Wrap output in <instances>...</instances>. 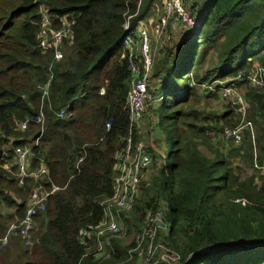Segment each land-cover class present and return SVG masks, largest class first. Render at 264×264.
I'll return each instance as SVG.
<instances>
[{"label": "trees", "instance_id": "16d2710c", "mask_svg": "<svg viewBox=\"0 0 264 264\" xmlns=\"http://www.w3.org/2000/svg\"><path fill=\"white\" fill-rule=\"evenodd\" d=\"M160 1L142 0L139 17L149 16L154 3ZM38 2L49 6L50 14L57 18L55 26H59V18L75 20L72 39L63 43L64 58L59 62L54 61L53 50L39 47L42 17ZM139 2L0 0V150L4 151L0 156V237L11 220L25 215L36 189L31 180L19 185L14 159L15 149L31 144L42 126L31 122L22 132L19 124L35 118L42 107L44 135L35 149L33 166L47 163L50 182L44 184L59 187L48 201L46 214L36 219L41 244L30 254L23 239L15 237L9 246L0 247V261L16 252V264L137 262L129 257L135 240L124 246L114 238L110 258L100 257L96 243L81 238L80 231L102 220L100 202L113 194L115 154L130 132L127 95L132 77L129 55H123V24L126 11L135 13ZM198 13L203 17L199 32L189 37L190 27L182 23L174 38L176 44L170 43L150 75L154 97L161 96L163 86L172 87L163 93L162 104L149 109L158 120V132L161 121L156 110H166L169 165L161 156L163 151L158 153L161 146L135 130V141L150 143L155 162L150 177L141 183L135 209L126 213L127 234L140 233L147 213L161 208L170 224L166 243L181 255V264H264V180L242 178L231 162L241 157L250 167L264 165V91L248 86L246 80L241 82L256 144L247 131L239 145L233 141L217 144L219 150L213 158L203 154L198 138H207V130L221 133L225 127L238 125L236 109L233 106L234 110L208 122L198 106L203 99H220L218 93L189 84L184 97L175 98L176 86L190 64V80L193 74L198 84L236 77L255 63L264 67V0H202ZM209 53L214 59L204 68ZM47 82L49 96L42 102V87ZM68 106L73 114L60 119L58 113ZM4 208L14 213L5 216ZM213 247L214 251L200 253Z\"/></svg>", "mask_w": 264, "mask_h": 264}, {"label": "built area", "instance_id": "2783aa9c", "mask_svg": "<svg viewBox=\"0 0 264 264\" xmlns=\"http://www.w3.org/2000/svg\"><path fill=\"white\" fill-rule=\"evenodd\" d=\"M41 1V0H39ZM141 1L135 13L129 10L125 13L123 30L125 35L122 41L123 55H129L130 72L132 77L131 88L127 95V106L130 112V132L123 146L117 150L115 158L117 175L113 183V194L111 197L100 202L104 216L95 227L80 231V237L99 243L98 252L110 246L111 240L126 234L127 223L126 213L136 207L141 183L144 175L150 172L155 158L146 140L135 141L134 131L144 121L145 115L151 107L162 104L164 97H154L150 93V73L152 69L151 43L149 27L153 30L156 38H163L169 24L175 25L185 22L192 33L199 32L203 17H199L198 10L202 0H161L154 3L152 13L144 18L139 17ZM37 3V2H36ZM39 3L42 23L39 29V47L44 51L53 50L54 61L59 62L64 58L63 43L70 41L73 36L74 19L67 17L59 18V26H55L57 18L50 14L49 6ZM162 36V37H161ZM246 80L247 85L264 91V67L255 63L247 71H241L236 77H229L225 80H214L211 83L193 82V87L200 91L222 94L229 99L240 116V121L235 127H225L222 137L227 141L241 143L245 129H249L254 135L253 122L248 120L247 114L250 108L246 99V90L241 82ZM50 82L43 87L42 102L49 96ZM101 93L104 89L100 90ZM70 107L63 108L59 113L60 119H67L71 116ZM43 107L40 113L33 119H27L20 123L18 128L24 132L28 130L30 123L41 124V131L36 138L23 147L15 149L14 164L18 172L19 185L23 186L28 180L36 184V189L30 195L25 215L17 217L7 227L5 234L0 237V247L9 246L15 237H21L25 246L32 247L36 242V219L46 214L48 201L51 195L59 189L58 186L46 187L44 183L50 182V171L47 163L41 162L38 167L33 166V159L36 157L35 149L39 146L44 135L43 125L45 124ZM110 124L107 125L109 128ZM83 158L80 159L82 161ZM147 220L142 231L137 235L135 246L129 251L130 259H133L140 246H152L157 244L160 253L157 260L147 259V264H181V255L166 243L170 233V224L166 221L164 211L159 208L155 212L147 213ZM163 239L165 244L160 242ZM207 250V249H206ZM206 250H202L204 252ZM151 254V253H150ZM106 255V254H103Z\"/></svg>", "mask_w": 264, "mask_h": 264}, {"label": "rangeland", "instance_id": "374dc122", "mask_svg": "<svg viewBox=\"0 0 264 264\" xmlns=\"http://www.w3.org/2000/svg\"><path fill=\"white\" fill-rule=\"evenodd\" d=\"M183 23H185V22H183ZM181 24H182V22H181ZM181 24H178L177 27H173L171 30L168 27V29L166 30L165 34L163 35V38H156L154 33H153V30H151L150 27H149V33H150V37L152 39V43H151L152 69H151V73H150L151 75L153 74V69H154V66L157 64V61L159 59L163 58L162 55L164 54V52L167 49H170V43L173 44L175 35L177 34L176 29ZM183 32L184 31L181 30L178 34L181 35V33H183ZM190 39H191L190 44H193L194 43V38L191 37ZM176 42H177V40L174 42V44H176ZM188 55H189V53H188ZM213 59H214L213 53H209L207 58H206V60H205V62H204V68L205 67H209V65H210V63H211V61ZM185 65H186V60L184 59L183 66L185 67ZM181 71L182 70H180V72ZM191 71H192L191 64L185 67V73L181 76L179 85L176 86V89L178 90V92H176V94H175V98L176 99H182L184 97V90L190 84V76L189 75H190ZM152 84H153V82H152ZM170 89H172L171 85L163 86L161 92L166 93V91H168ZM218 95L220 96V99L222 101L220 99H215V98H210L209 100H204L203 99L200 102L199 106H198L200 115L201 116H203V115L206 116L207 117L206 119L208 120V122H214L219 115H222L223 113H225L229 109L234 110L233 109V105L231 104L229 99H225L222 94L218 93ZM151 110H149L147 112V114H146V118H145V119H147L146 122H145L146 126L142 130L144 134H148L150 136L152 135V131H153L150 117H151L152 114H153V116L155 114V113H152ZM170 110L171 111L174 110L172 105L170 106ZM156 111L160 115L161 133H162V136H163V141L165 143L164 146L162 145L161 147H159L158 153H161L163 151L161 153V156L164 159L165 163L167 165H169V163H168V156H169V152H170V146H169L170 145L169 120L166 118V110H165L164 107L157 108ZM203 111H205V113H203ZM248 112H249V110H248ZM247 118H248V114H247ZM248 120H250V119L248 118ZM253 126H254V129H255L254 123H253ZM246 131H250V130L249 129H245L244 130V134H243L244 136H245ZM137 133L138 134L140 133L138 131V127H137ZM244 136H243V139H244ZM198 142L200 143L199 145L201 146V151L203 152L204 155H206L208 157H211V158L217 156L218 146H216V145L219 144V142L214 144L211 134H207V138L199 137L198 138ZM220 142H222V141H220ZM153 143H157V142L153 141ZM231 162L234 164V167H238V169H237L238 173L241 175L242 178L247 179L249 177H254L255 176L257 182H259V183L264 180V165L263 166H259V165L256 164L255 166L250 167V166H248L246 164V162L241 157L232 158ZM116 172H117V170H116ZM150 174H151V171L146 173L144 175V177H146V176L150 177ZM116 175H117V173H116ZM134 209L130 210L127 213L132 212ZM3 213H4L5 216H7V215L10 216V214L14 213V210L13 209H9V208H4L3 209ZM14 220L15 219L11 220L9 222V225ZM149 221H150L149 219L148 220L146 219L147 224H148ZM126 223H127V221H126ZM128 229L130 230V226H128V224H127L126 234L124 236L122 235L121 237L116 238L117 240H120V243L123 244L124 246H128V245L132 244L134 242L135 238H138L137 234H139V233H136V231L133 232V233H128L127 234ZM39 230H40V224L37 223V227H36V231H35V240L38 241V242H36L32 247L25 246L24 243H23L24 247L27 250H30L29 251L30 254H32V251H34L36 249L35 247H37V246H39L41 244L40 235H39V237L37 236V232ZM43 231H44V225H42V232ZM112 240H111L110 246L107 245L105 249H103L101 252H99L100 257L103 254H106L110 258L111 253L113 252ZM160 242L165 244L163 239H160ZM94 247L99 248V243L96 242V244H94ZM3 248H5V247H3ZM213 248H214V250L216 249V247H213ZM160 250L161 249L159 248V246H157V244H153L152 246L142 245L136 251H134V252H137L138 254H136V256L132 260H134V259L137 260V262H134V264H147L148 263L147 262L148 258H151L152 260H157L158 255L160 253ZM0 251H3V250L0 249ZM16 260H17V253L13 252L11 257L7 261H6V259L5 260H1L0 264H16Z\"/></svg>", "mask_w": 264, "mask_h": 264}, {"label": "crops", "instance_id": "0c3cea01", "mask_svg": "<svg viewBox=\"0 0 264 264\" xmlns=\"http://www.w3.org/2000/svg\"><path fill=\"white\" fill-rule=\"evenodd\" d=\"M178 25H175L174 23H170L169 24V28H170V30L173 28V27H177ZM176 31H177V29H176ZM192 34H194V33H192V31H191V28H190V32H189V37L190 36H192ZM189 39V38H188ZM214 55V54H213ZM63 60V59H62ZM196 80L194 79V76H193V74H191V80H190V84H193V82H195ZM132 84V83H131ZM244 90H245V88H244ZM101 92V91H100ZM161 96H163L164 97V95H163V93H161ZM217 99H219V98H217ZM221 100V99H220ZM222 101V100H221ZM203 113H205V111H203ZM71 114H73L72 112H71ZM224 114V113H223ZM222 114V115H223ZM238 114V113H237ZM219 116H221V115H219ZM151 118V121H152V129H153V131H152V135L150 136V135H148V134H144L143 133V128L146 126V120L147 119H145L142 123H140L139 125H138V131L140 132L139 134L143 137V138H147L152 144H154L153 143V141H156L157 143H156V145H158V146H164V141H163V136H162V133L161 132H158L157 131V129H156V126H157V122H158V120H157V118L156 119H154L153 117H150ZM237 118H238V120L240 121V116H239V114H238V116H237ZM252 121V120H251ZM137 131V130H136ZM161 131V130H160ZM247 132V131H246ZM248 132H250V137H251V139H252V142L254 143V144H256L255 143V140H256V132H255V129H254V135L251 133V131H248ZM160 133H161V135H160ZM206 133L207 134H211L212 135V139H213V142H214V144L215 143H217V142H219V145H221L222 143L220 142V141H222V142H225L226 144H228V143H230L231 141H227V140H225L223 137H222V132L220 133V132H217V133H215V132H213L212 130H210V131H206ZM153 135H156L158 138H159V141H157L158 140V138L155 140L154 139V137H153ZM243 141V140H242ZM234 142V141H233ZM234 144L235 145H239L240 143H236V142H234ZM200 148H201V146H200Z\"/></svg>", "mask_w": 264, "mask_h": 264}, {"label": "water", "instance_id": "95a60500", "mask_svg": "<svg viewBox=\"0 0 264 264\" xmlns=\"http://www.w3.org/2000/svg\"><path fill=\"white\" fill-rule=\"evenodd\" d=\"M3 153H4V151L3 150H0V156H2ZM210 251H214V248L207 249L206 251L200 252V253H207V252H210Z\"/></svg>", "mask_w": 264, "mask_h": 264}]
</instances>
